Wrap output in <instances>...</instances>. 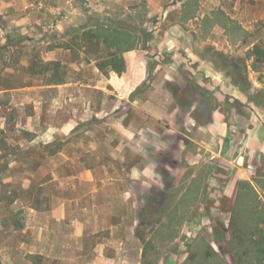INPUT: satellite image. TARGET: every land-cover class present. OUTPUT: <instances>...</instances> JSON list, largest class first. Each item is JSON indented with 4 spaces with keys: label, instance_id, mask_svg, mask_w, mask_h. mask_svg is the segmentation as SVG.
I'll return each mask as SVG.
<instances>
[{
    "label": "crops",
    "instance_id": "obj_1",
    "mask_svg": "<svg viewBox=\"0 0 264 264\" xmlns=\"http://www.w3.org/2000/svg\"><path fill=\"white\" fill-rule=\"evenodd\" d=\"M116 8H121L120 15L112 13ZM115 17L132 32L138 30L140 38L141 29L152 38L145 47L140 43L123 54L121 75L109 71L105 76L93 58L67 46L69 29H89ZM261 23L264 0H0V50L10 49L16 34L21 43L54 44L44 63L60 61L70 71L93 73L84 84L43 86L66 92L58 95L61 101L54 95L53 102L70 108L63 126L41 135L46 143L68 136L77 123L101 121L121 106L122 111L130 109L131 119L117 128L118 143L110 155L124 167L126 148L137 156L127 173L122 167L138 205L153 201V190L165 189L168 178L176 187L185 172L207 163L210 171L222 167L233 173V190L238 181L253 179L257 169L264 171V105L248 100L258 91L264 93V71H253L252 59L246 61L248 85L243 90L230 67V61L245 59L256 44L251 36ZM241 49L243 56L238 55ZM15 91L30 90L0 86V108L8 111L14 106ZM226 96L243 106L236 110L225 104ZM117 114L118 125L128 114ZM76 169L81 174L73 177L69 195L53 197L47 210H31L17 233L0 225L5 232L4 264H35L37 259L43 264H98L94 252L96 260L107 259L109 237L121 224L103 227L102 222L122 219V210L107 208L110 198L102 190L120 183L124 188L127 179H98L95 170H109L103 164H78ZM121 198L124 205L125 190ZM132 238L141 252V242L135 234Z\"/></svg>",
    "mask_w": 264,
    "mask_h": 264
},
{
    "label": "rangeland",
    "instance_id": "obj_2",
    "mask_svg": "<svg viewBox=\"0 0 264 264\" xmlns=\"http://www.w3.org/2000/svg\"><path fill=\"white\" fill-rule=\"evenodd\" d=\"M143 8L146 11L145 5L142 7L144 11ZM112 13L120 15L121 8ZM260 27L254 30L251 41L264 48V23ZM77 30L80 29H69L70 35H75ZM52 36L53 32L49 37ZM21 41L15 34L9 42L10 49L0 50V86L15 89L28 87L30 90L15 91L14 106L8 111L0 108V127H4V130L0 128V225L3 228L13 227V232L17 233L25 223V215L31 210H47L53 197L70 194L72 189L69 187L75 181L73 177L81 174L76 171L78 164L92 168L103 164L109 170L97 169L93 172L95 177L127 180L125 189L120 183L119 187L113 185L102 190L110 198L106 207L114 211L122 210L123 217L102 222L103 227L117 223L121 227L114 228L109 237L104 253L107 259L96 260L98 253L94 252L96 263L182 264L193 245L194 248L209 245L227 264H237V259L228 248L230 210L236 189L234 187L233 190V173L222 167L210 171L207 163L192 172H185L176 187H171L173 180L168 178L165 189L153 190V201L143 198L144 192L142 198L147 201L143 200L138 205L133 203L137 195L128 188L130 180L123 170L124 166L118 157L110 155V149L118 143L115 136L117 128L127 126L131 119L130 109L122 111L121 106V110L101 121L94 119L77 123L68 136L46 143L41 135H51L56 126H63L61 120L66 118L63 115H67L70 108L65 104L61 108L58 102H53L54 95L56 100L59 98L58 101H61L58 97L61 92L43 87L48 83L49 73L42 74L39 70L42 69L43 58L50 56L46 52L54 44L37 45ZM243 53L241 49L238 55L243 56ZM62 60L65 58L62 57ZM258 69L264 71V66L259 65ZM65 72L67 82L79 85L93 78L91 71H70L65 66ZM117 112L128 114L119 126L115 122ZM126 150L124 168L127 173L128 167L136 164L138 158L132 151ZM123 190L127 197L124 205L121 204ZM227 192H230L228 196ZM259 199L264 203V193L259 192ZM4 233L0 230V264H4L6 258L5 250H2ZM132 234L141 242V252L137 249V242L136 248L133 246ZM197 236L201 240L193 243ZM35 264H43V261L37 259Z\"/></svg>",
    "mask_w": 264,
    "mask_h": 264
},
{
    "label": "trees",
    "instance_id": "obj_3",
    "mask_svg": "<svg viewBox=\"0 0 264 264\" xmlns=\"http://www.w3.org/2000/svg\"><path fill=\"white\" fill-rule=\"evenodd\" d=\"M124 21L117 18L100 23L89 29L74 31L70 46L74 50L82 51L86 59L93 58L96 67L103 75L109 71L121 75L125 71L123 54L137 49L139 44L145 47L152 35L145 29L139 30L141 38L131 27H125ZM238 34V33H237ZM252 59L251 68L258 71L259 65L264 66V48L254 44L245 54V59L238 58L230 61L232 78L236 80L243 90L247 88L246 61ZM229 62L226 61V63ZM35 64H32L34 67ZM42 74L49 73L47 85H58L67 82L65 66L60 61H51L42 64ZM134 96L131 94L130 98ZM225 97V104L239 110L243 106L239 101L229 102ZM249 101L263 103L264 93L256 92L249 96ZM264 165V157L261 158ZM259 192L264 193V171L257 169L251 180H240L236 183L233 204L230 210L228 248L231 255L237 259V264H264V203L259 199ZM218 230L216 229V232ZM220 232V231H219ZM200 241L197 236L193 243ZM196 246V245H195ZM182 264H227L209 245L192 247Z\"/></svg>",
    "mask_w": 264,
    "mask_h": 264
}]
</instances>
